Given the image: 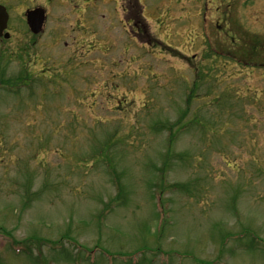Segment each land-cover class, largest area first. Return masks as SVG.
<instances>
[{"label": "rangeland", "instance_id": "1", "mask_svg": "<svg viewBox=\"0 0 264 264\" xmlns=\"http://www.w3.org/2000/svg\"><path fill=\"white\" fill-rule=\"evenodd\" d=\"M135 1L0 0V264H264V0Z\"/></svg>", "mask_w": 264, "mask_h": 264}, {"label": "water", "instance_id": "2", "mask_svg": "<svg viewBox=\"0 0 264 264\" xmlns=\"http://www.w3.org/2000/svg\"><path fill=\"white\" fill-rule=\"evenodd\" d=\"M7 17L5 8L0 5V35H2L3 29L6 27ZM43 19L44 15L42 8L37 7L33 10L27 11V22L33 32L39 31ZM4 36L7 37L8 33H4Z\"/></svg>", "mask_w": 264, "mask_h": 264}]
</instances>
